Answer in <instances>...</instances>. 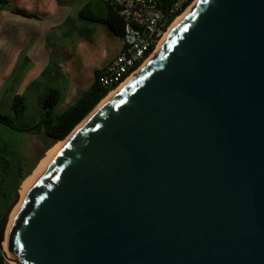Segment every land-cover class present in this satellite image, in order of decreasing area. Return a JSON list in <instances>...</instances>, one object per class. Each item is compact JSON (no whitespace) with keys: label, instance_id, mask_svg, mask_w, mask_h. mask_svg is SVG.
Returning a JSON list of instances; mask_svg holds the SVG:
<instances>
[{"label":"water","instance_id":"water-1","mask_svg":"<svg viewBox=\"0 0 264 264\" xmlns=\"http://www.w3.org/2000/svg\"><path fill=\"white\" fill-rule=\"evenodd\" d=\"M66 139L7 255L18 192L0 219L10 263L264 264V0H198Z\"/></svg>","mask_w":264,"mask_h":264},{"label":"crops","instance_id":"crops-1","mask_svg":"<svg viewBox=\"0 0 264 264\" xmlns=\"http://www.w3.org/2000/svg\"><path fill=\"white\" fill-rule=\"evenodd\" d=\"M83 9H86L85 15L92 18L102 19L106 13V6L100 0H0L1 115L8 113L15 96H25L28 89L43 78L51 79L53 75L64 77L66 73L73 78L79 73L80 67L93 68L94 72L108 64L120 52L121 38L114 36L106 25L87 19L91 35L86 41L74 44L68 61H60L53 54L54 48L48 49V35H57L59 29L74 18V12L78 15L77 19H84L79 16ZM23 14L33 15L34 18ZM66 34L69 35L70 32ZM69 63L73 66L70 72L64 70ZM49 65L52 69L43 76ZM87 80L89 85L83 91L93 83V73L92 79ZM65 102L61 95V102L55 111Z\"/></svg>","mask_w":264,"mask_h":264},{"label":"trees","instance_id":"trees-1","mask_svg":"<svg viewBox=\"0 0 264 264\" xmlns=\"http://www.w3.org/2000/svg\"><path fill=\"white\" fill-rule=\"evenodd\" d=\"M176 0H158L157 8L167 11ZM194 0H187L183 7H187ZM86 9L79 13L80 18L106 25L114 36L121 38L123 25L119 17L106 7L104 18H92L85 15ZM26 17L33 15L23 14ZM172 18L169 20L171 21ZM52 66L43 72L46 76ZM100 70L93 72V83L83 91L73 104L56 113L55 108L61 102V92L57 87L44 89L40 107L35 111H27L25 96H15L9 111L0 114V219L23 181L33 172L44 152L52 141L61 142L91 113L108 93L114 89H107L99 83ZM36 137L46 142V148L37 152H29L26 139ZM0 264H8L0 250Z\"/></svg>","mask_w":264,"mask_h":264},{"label":"built area","instance_id":"built-area-1","mask_svg":"<svg viewBox=\"0 0 264 264\" xmlns=\"http://www.w3.org/2000/svg\"><path fill=\"white\" fill-rule=\"evenodd\" d=\"M100 1L119 17L123 25L122 49L99 69V83L107 89L114 87L110 92L155 53L169 27L195 2L184 8L187 0H176L167 11H161L157 8L158 0Z\"/></svg>","mask_w":264,"mask_h":264},{"label":"rangeland","instance_id":"rangeland-1","mask_svg":"<svg viewBox=\"0 0 264 264\" xmlns=\"http://www.w3.org/2000/svg\"><path fill=\"white\" fill-rule=\"evenodd\" d=\"M73 9L74 11L76 10V4L74 5ZM77 17L78 15H75L74 12V18L70 19L71 21L68 24L61 27L57 35L53 37L51 34L48 35V49L50 50V48H54L53 54L62 62L68 61V59L71 57L75 43L79 41H86L89 38L88 36L91 35V32L88 31L90 22L86 21L85 19H77ZM71 25H73V27ZM67 32H70V34L67 35ZM60 33H64V35H61ZM53 63L57 65V62L54 60ZM72 68L73 66L69 63L68 66L64 68V70H68L70 72ZM78 71L79 73L73 78L66 73L64 77L53 75L51 79L46 77L39 81V83L33 84L25 93L28 106L27 111H35L40 107L39 105L43 98L44 89L50 86L57 87L60 90L61 95H63V99L66 101L62 107L59 106L56 109V113L62 111V109L69 104H72L83 91V89L89 85L87 78L92 79L93 68L80 67ZM53 146L48 145V150H50ZM25 147L29 152H37L46 148V142L40 138L29 137L26 139ZM48 150L44 152L42 159L45 157ZM6 262L8 264H12L7 260Z\"/></svg>","mask_w":264,"mask_h":264},{"label":"bare ground","instance_id":"bare-ground-1","mask_svg":"<svg viewBox=\"0 0 264 264\" xmlns=\"http://www.w3.org/2000/svg\"><path fill=\"white\" fill-rule=\"evenodd\" d=\"M197 1L198 0H195V2L181 16H179L175 20V22L171 25V27H169V29L165 33L162 41L158 45L157 50L155 51V53L151 57H149V59H147L145 61V63L142 65V67L146 64V62H148L155 55L158 54L159 49H160L162 43L167 39V37L169 36V34L171 33V31L175 28V26L192 10V8L195 6V4H196ZM142 67H140L125 82H123L116 90L110 92L103 100H101L100 103L94 108V110L91 113H89V115L72 131V133H74L77 130H79L87 122V120L92 115H94L117 91H119L123 86H125L128 82H130L134 78V76H136V74L139 72V70ZM66 140H63L61 142H57L50 150H48V152L46 153L45 157L40 160V162L38 163V165L36 166V168L23 181L20 189L18 190L19 200H18L17 204L13 207V209L11 210V212H10V214L8 216L7 224H6L5 231H4L2 248H3V252H4L5 255H7V253H6V243H7L9 234H10V230L12 228V225H13V222H14V219H15V216H16V214H17V212H18V210H19V208L21 206L22 201L24 200L26 194L28 193L29 189L31 188V186L33 185V183L35 182V180L42 173V171L44 170V168L49 164V162L52 160V158L54 157V155L64 145V143H65Z\"/></svg>","mask_w":264,"mask_h":264}]
</instances>
